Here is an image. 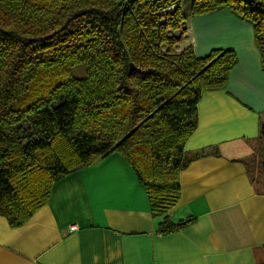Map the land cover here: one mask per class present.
I'll return each mask as SVG.
<instances>
[{
	"label": "trees",
	"instance_id": "obj_1",
	"mask_svg": "<svg viewBox=\"0 0 264 264\" xmlns=\"http://www.w3.org/2000/svg\"><path fill=\"white\" fill-rule=\"evenodd\" d=\"M184 0H0V215L20 226L53 184L113 153L145 187L161 233L175 224L180 173L205 90L225 88L232 49H180ZM229 9L254 28L264 70V0H193L192 15ZM85 65L76 77L74 66ZM253 186L264 194V126ZM213 151L219 152L215 147Z\"/></svg>",
	"mask_w": 264,
	"mask_h": 264
},
{
	"label": "crops",
	"instance_id": "obj_2",
	"mask_svg": "<svg viewBox=\"0 0 264 264\" xmlns=\"http://www.w3.org/2000/svg\"><path fill=\"white\" fill-rule=\"evenodd\" d=\"M192 2L183 7L189 34L180 49H232L239 61L225 88L203 92L185 145L206 152L181 171V198L169 211L175 224L189 222L161 233L145 187L113 153L57 180L22 225L0 215V264H264V194L253 186L256 151L243 143L264 126L254 28L229 9L192 15Z\"/></svg>",
	"mask_w": 264,
	"mask_h": 264
},
{
	"label": "rangeland",
	"instance_id": "obj_3",
	"mask_svg": "<svg viewBox=\"0 0 264 264\" xmlns=\"http://www.w3.org/2000/svg\"><path fill=\"white\" fill-rule=\"evenodd\" d=\"M192 0H184L183 1V7L184 8H188L191 4ZM186 35L189 34L188 30L185 32ZM187 36H185L186 38ZM72 73L74 76L76 77H83L85 75V65L84 64H78L76 66L73 67L72 69ZM252 149V148H251ZM254 150V149H253ZM256 151V150H255ZM251 161V160H250Z\"/></svg>",
	"mask_w": 264,
	"mask_h": 264
},
{
	"label": "built area",
	"instance_id": "obj_4",
	"mask_svg": "<svg viewBox=\"0 0 264 264\" xmlns=\"http://www.w3.org/2000/svg\"><path fill=\"white\" fill-rule=\"evenodd\" d=\"M71 230H77L78 229V226L76 225V224H73V225H71Z\"/></svg>",
	"mask_w": 264,
	"mask_h": 264
}]
</instances>
